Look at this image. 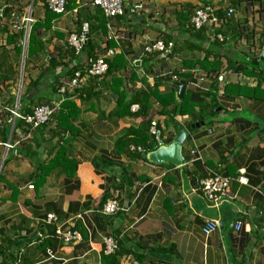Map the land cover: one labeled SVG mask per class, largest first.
Listing matches in <instances>:
<instances>
[{"label":"crops","instance_id":"1","mask_svg":"<svg viewBox=\"0 0 264 264\" xmlns=\"http://www.w3.org/2000/svg\"><path fill=\"white\" fill-rule=\"evenodd\" d=\"M135 1L137 17L109 20L91 0H69L64 15L40 0H0V264H102L111 236L118 264H264V62L251 64L264 51V0L127 7ZM205 4L237 15L193 31ZM72 34L100 56L115 52L104 77L84 75L76 89L69 70L88 59L70 51ZM147 37L173 41L172 54L145 52ZM61 95L74 103L66 129L56 118L37 129L13 119ZM182 135L181 165L149 159ZM241 170L247 185L236 181ZM210 174L233 178L218 207L200 190ZM117 192L124 210L107 215ZM208 220L219 222L209 236ZM59 228L80 239L64 244Z\"/></svg>","mask_w":264,"mask_h":264},{"label":"built area","instance_id":"2","mask_svg":"<svg viewBox=\"0 0 264 264\" xmlns=\"http://www.w3.org/2000/svg\"><path fill=\"white\" fill-rule=\"evenodd\" d=\"M47 5L48 8L57 15L66 14L67 6L69 4V0H40ZM92 5L98 9L100 12L104 14L107 19H115L120 17H137L143 10V2L135 1L132 7H127V0H91ZM217 9L209 4L202 5L196 8L191 16L189 27L193 31H201L205 27L218 28L222 27L229 21L230 19H235L237 12L235 7H229L225 11V17L221 19L217 15ZM32 21L31 17H24L21 20L22 25H29ZM15 29H20L18 25H14ZM217 38L221 41L224 40L223 36L218 35ZM69 45L75 48L76 51L80 52L82 46L84 44V39L82 37H78L75 34H72L68 40ZM145 45V52L149 54H153L155 52L166 53L168 55L172 54L174 49V42L169 41L166 42L162 39L152 40L150 37H147ZM264 52V51H263ZM115 54L113 50H108L104 55L98 56L96 60L90 61L88 65L85 67V75L92 78H102L104 77L108 70L109 65L107 60L110 59ZM83 73L78 71L75 74V77L72 79L70 86L74 89L80 87V81L83 77ZM219 79V78H218ZM223 77H220L222 80ZM59 92L61 94H65L66 89L60 88ZM65 96L56 103V104H47L36 107L32 114L29 115H21L18 112L13 113V119H22L26 125L29 127L36 129L44 124L48 123L52 117L56 114L59 106L64 102ZM134 111H137V107H133ZM152 132L156 134V123H152ZM10 148V145H7ZM134 150L141 151V147H133ZM245 171L241 170L239 176L236 178V181L241 185H247L248 180L244 176ZM233 178L223 177L217 174H210L205 179L200 181V190L206 200L211 203L213 206H220L225 197L228 194V191L232 185ZM29 189L33 190L34 185H29ZM119 192L116 193V196L113 199H110L103 208V212L107 215H112L124 210V208L119 203ZM128 210L127 208H125ZM79 218V216L77 217ZM58 218L55 215L48 216V222L51 223L56 221ZM72 225V223H71ZM242 226V222L238 221L235 225V230H240ZM219 227V222L215 220H208L206 222V227L204 228L205 235H211L217 228ZM56 236L63 241L64 244L68 245L72 242H75L80 239V235L71 230L62 231L60 228L56 231ZM106 255L114 254L118 249V244L114 240V238L106 237L105 238Z\"/></svg>","mask_w":264,"mask_h":264},{"label":"trees","instance_id":"3","mask_svg":"<svg viewBox=\"0 0 264 264\" xmlns=\"http://www.w3.org/2000/svg\"><path fill=\"white\" fill-rule=\"evenodd\" d=\"M47 8H48V6L47 5H45ZM68 7V6H67ZM229 8V7H228ZM227 8V9H228ZM49 9V8H48ZM50 10V9H49ZM50 12H52L51 10H50ZM53 13V12H52ZM102 13V12H101ZM55 14V13H54ZM103 14V13H102ZM222 13H220V12H218L217 11V15L221 18V19H223L224 17H225V13L223 14V15H221ZM55 15H57V14H55ZM62 15H64V14H62ZM104 15V14H103ZM233 19H230L229 21H227V23L226 24H228L230 21H232ZM101 23H103V22H101ZM106 24V22L104 23V25ZM225 24V25H226ZM224 26V25H223ZM220 28H222V27H218V28H215V29H220ZM202 31H204L203 29L200 31V32H202ZM217 32H219V31H217ZM220 33H215V38L216 39H218L217 38V36L219 35ZM221 36H223V38H224V40L222 41V42H224L226 39H225V36L222 34ZM219 40V39H218ZM221 41V40H220ZM72 48V47H71ZM73 49V50H72ZM72 49H70V51H74V53H75V48H72ZM69 51V52H70ZM81 52H82V54L84 55V56H87V58L86 59H88L87 60V63H86V65L85 66H83V65H81V67H77V66H74L73 68H71L70 70H69V76H70V78L71 79H73L74 77H75V74L78 72V71H81L82 73H83V75H85V67L88 65V63H90V61H92V60H96L97 58H98V56H100L98 53H95V44H94V41L93 40H88V43L87 44H83V46H82V49H81ZM76 59H80V58H76ZM80 65V64H79ZM113 65L111 64V67H112ZM219 78V76L217 75V79ZM85 94L86 93V91H82L81 92V94ZM88 93V92H87ZM80 94V95H81ZM79 95V96H80ZM144 95H142V97H143ZM71 98V97H70ZM59 101V100H58ZM186 98H184V100L182 101V106H181V108H180V111H181V114H183V115H185V114H188L189 112H191V111H189L188 110V106H186ZM134 102V101H133ZM162 103V102H161ZM133 103H129L128 105H127V107H130L131 105H132ZM163 105H165L164 103H162ZM45 105H47V104H45ZM53 105V104H52ZM40 106H42V105H40ZM70 110H74V103H72V102H70V101H68V100H64V102L59 106V108H58V110H57V112H56V114L52 117V119L48 122V123H50L52 120H54V118H56V120L58 121V127L60 128V129H63L64 130V128L66 129L67 127H66V125H69V114H70ZM30 114H32V113H30ZM29 115V114H28ZM48 123H46V124H44V125H47ZM43 125V126H44ZM31 128V127H30ZM33 129V128H32ZM37 129V128H36ZM142 146H144L143 144H142ZM143 149H144V151H146V153H148V152H150V151H153V150H149V149H147L146 147H143ZM120 256V252H115L114 254H111V255H104V257H103V260H102V264H118V257Z\"/></svg>","mask_w":264,"mask_h":264},{"label":"water","instance_id":"4","mask_svg":"<svg viewBox=\"0 0 264 264\" xmlns=\"http://www.w3.org/2000/svg\"><path fill=\"white\" fill-rule=\"evenodd\" d=\"M260 62H264V52L262 53L260 58L254 59L251 61V64L253 66H259ZM178 87L180 89V93L185 89V86L182 84H178ZM201 124H198L197 127H199ZM185 135H182L181 138L170 148L164 147L160 148L159 151L150 153L149 159L153 162H159V163H165L170 162L174 165H181L183 162V157L181 155V145L183 144Z\"/></svg>","mask_w":264,"mask_h":264},{"label":"clouds","instance_id":"5","mask_svg":"<svg viewBox=\"0 0 264 264\" xmlns=\"http://www.w3.org/2000/svg\"><path fill=\"white\" fill-rule=\"evenodd\" d=\"M174 79H176V78H174Z\"/></svg>","mask_w":264,"mask_h":264}]
</instances>
